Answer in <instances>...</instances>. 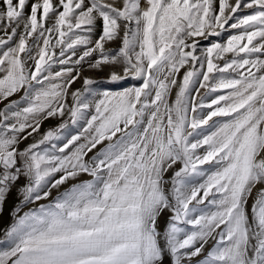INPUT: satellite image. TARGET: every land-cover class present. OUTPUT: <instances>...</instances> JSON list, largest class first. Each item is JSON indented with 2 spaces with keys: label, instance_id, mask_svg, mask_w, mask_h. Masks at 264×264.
I'll list each match as a JSON object with an SVG mask.
<instances>
[{
  "label": "snow or ice",
  "instance_id": "snow-or-ice-1",
  "mask_svg": "<svg viewBox=\"0 0 264 264\" xmlns=\"http://www.w3.org/2000/svg\"><path fill=\"white\" fill-rule=\"evenodd\" d=\"M28 5L0 0V264H264V0Z\"/></svg>",
  "mask_w": 264,
  "mask_h": 264
},
{
  "label": "rangeland",
  "instance_id": "rangeland-1",
  "mask_svg": "<svg viewBox=\"0 0 264 264\" xmlns=\"http://www.w3.org/2000/svg\"><path fill=\"white\" fill-rule=\"evenodd\" d=\"M31 2H34V0H29V5L28 7H26L25 9V12L26 14L30 12V4ZM143 2V0H142ZM232 2H234V0H232ZM217 9H218V0H217ZM249 10H246V9H242L238 15H244V14H248ZM100 31V22L98 21L97 22V28H96V32L98 33ZM231 34H234L232 30H226V31H223L221 32V35L219 37H212L210 38L209 40H203L201 39L200 40V43H199V47L200 48H205L207 46H209L212 42H225L228 38L229 35ZM18 38V37H17ZM109 47H115V44H111L109 45ZM197 54H199V49L197 51ZM53 70L56 71V70H59L57 66H54L53 67ZM182 72H183V69L181 71V75H182ZM82 75L83 76H88L90 78H93L95 80H97V84L94 86L95 87V90L96 91H101L105 88H109L110 90H118L115 86H111V85H107L106 83H104V77L106 76V72H98V71H90L88 70L87 66L85 65L84 69H83V72H82ZM136 83L134 80L132 79H128L127 81H124V82H121L120 84V88H123V87H128V86H131L132 84ZM82 89L83 88V79H79L77 80L74 85L72 86V90L74 91L75 89ZM18 95L17 96H13L9 99H16L18 98ZM89 99H91V97H89ZM67 102L68 104L70 105L72 103V98L71 96L69 95L67 97ZM3 107V104L0 103V108ZM94 110V109H93ZM87 115H91V112H88ZM67 115H65V117L63 118L64 120L66 119ZM63 121L61 120V118L59 117H54V118H49L47 120H44L42 122V125H41V134L46 131L47 129L49 128H56L60 123H62ZM86 121H81L79 124L77 125H73L71 123V120L67 123V126L65 129L62 130L61 132V137L62 139L59 140V141H53L54 143H57L58 145L62 142H66V138H70L71 135H74L76 134L77 132H79L83 126H84V123ZM40 136L38 135H35L31 138H29L28 140H24L20 145L19 147L22 149L24 148L27 144L29 143H32L33 140H36V139H39ZM83 142V141H81ZM100 146H98L99 148ZM96 150H93V152H95ZM93 153H89V156H91ZM204 167H207V166H204ZM170 175V173H169ZM80 180H87V179H91V177L87 176L86 174H82L81 177L79 178ZM23 181H21L22 183ZM75 181H69L68 184L64 185L62 187L61 190H63V188H67L71 185V183H73ZM196 183L200 182L199 181V178H197V180L195 181ZM56 195V192L55 190L53 191L52 193V196H55ZM17 193H16V189L13 188L12 191L9 193L8 195V198L4 204V211L3 213H0V241H3L4 239V233H5V230L6 228L12 223V217L10 215V211L12 209V207L16 204L17 202ZM48 201H39L37 202V204L39 203H47ZM252 203V200L250 199L249 200V205H251ZM37 205H33V204H28V205H25L22 210H21V214L24 212V211H28L30 208L32 207H35ZM210 210V209H209ZM168 215H170V213L167 212V210H165V212L162 214V218L160 219L159 221V226H160V229L163 230V227H164V218H166ZM7 247L6 244L4 243H0V250H2L3 248ZM210 247V245H209ZM202 258V257H201ZM165 264H169V261L168 259L166 258L165 259Z\"/></svg>",
  "mask_w": 264,
  "mask_h": 264
},
{
  "label": "trees",
  "instance_id": "trees-1",
  "mask_svg": "<svg viewBox=\"0 0 264 264\" xmlns=\"http://www.w3.org/2000/svg\"><path fill=\"white\" fill-rule=\"evenodd\" d=\"M65 120H67L68 122L70 121V119H68V117H66V119Z\"/></svg>",
  "mask_w": 264,
  "mask_h": 264
}]
</instances>
